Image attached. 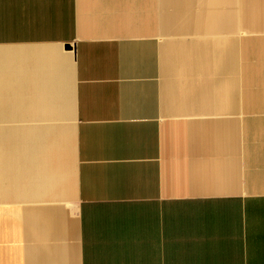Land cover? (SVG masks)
Returning <instances> with one entry per match:
<instances>
[{
  "label": "crops",
  "instance_id": "crops-1",
  "mask_svg": "<svg viewBox=\"0 0 264 264\" xmlns=\"http://www.w3.org/2000/svg\"><path fill=\"white\" fill-rule=\"evenodd\" d=\"M0 264H264V0H0Z\"/></svg>",
  "mask_w": 264,
  "mask_h": 264
},
{
  "label": "water",
  "instance_id": "water-1",
  "mask_svg": "<svg viewBox=\"0 0 264 264\" xmlns=\"http://www.w3.org/2000/svg\"><path fill=\"white\" fill-rule=\"evenodd\" d=\"M67 48L69 49V48H71V46L69 45Z\"/></svg>",
  "mask_w": 264,
  "mask_h": 264
}]
</instances>
